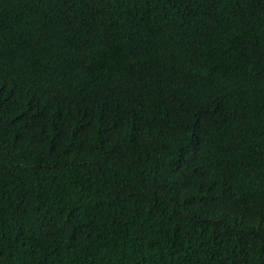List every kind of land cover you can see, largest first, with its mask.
Listing matches in <instances>:
<instances>
[{
  "label": "trees",
  "instance_id": "trees-1",
  "mask_svg": "<svg viewBox=\"0 0 264 264\" xmlns=\"http://www.w3.org/2000/svg\"><path fill=\"white\" fill-rule=\"evenodd\" d=\"M0 264H264V0H0Z\"/></svg>",
  "mask_w": 264,
  "mask_h": 264
}]
</instances>
